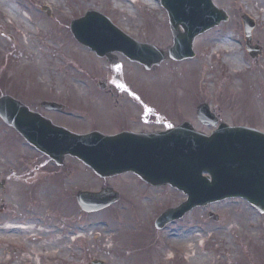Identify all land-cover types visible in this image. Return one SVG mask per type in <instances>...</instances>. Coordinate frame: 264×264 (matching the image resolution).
Instances as JSON below:
<instances>
[{
    "label": "rangeland",
    "instance_id": "rangeland-1",
    "mask_svg": "<svg viewBox=\"0 0 264 264\" xmlns=\"http://www.w3.org/2000/svg\"><path fill=\"white\" fill-rule=\"evenodd\" d=\"M5 1L0 3V68L6 72L0 76V95L14 88L3 85L4 78L9 84L20 80L28 90L35 82L39 86L34 94L25 92L29 96L88 100L100 92L96 89L100 78L134 77L143 82L149 95L190 97L196 106L208 102L225 123L264 132V0H216L230 16L229 21L196 39L195 58L180 62L167 59L151 73L121 55L111 63L99 58L74 40L70 25L87 10L95 9L136 39L167 49L172 45V34L160 0ZM146 1H153L155 8ZM7 3L19 17H26L28 30L24 23L18 25L6 15ZM43 6L53 15L48 16ZM244 14L256 21L253 43L262 51L255 59L245 47ZM222 42L234 50L214 52ZM28 50L32 56L21 60ZM35 62L44 66V74ZM90 103L91 116L107 115L97 102ZM193 119L198 130L211 132ZM30 156L29 149L19 147L9 132L0 129V179L8 181L7 189L0 192V207H7L0 214V264H90L94 259L106 264H127L124 260H130L129 264H191L176 246L177 238L186 239L190 226L202 234L199 247L203 257L213 255L220 264V257L226 258V250L232 246L238 259L233 264H264V214L243 199L197 208L162 231H154L156 218L185 199L181 192L169 186L152 187L131 174L102 179L79 163L76 166L82 180L67 179L60 185L55 178L37 174ZM103 186L121 193V200L107 210L84 213L69 198L75 189L99 190ZM209 211L219 215L221 222H212ZM29 226L39 235L23 233L26 229L22 227ZM15 227L20 228L18 234L12 229ZM49 230L54 232L48 234Z\"/></svg>",
    "mask_w": 264,
    "mask_h": 264
},
{
    "label": "water",
    "instance_id": "water-1",
    "mask_svg": "<svg viewBox=\"0 0 264 264\" xmlns=\"http://www.w3.org/2000/svg\"><path fill=\"white\" fill-rule=\"evenodd\" d=\"M161 3L168 12L174 38L167 52L136 42L95 10L75 20L72 32L100 56L120 51L151 69L167 58L193 57L195 38L229 19L214 0H161ZM242 20L247 50L252 57H258L262 50L252 45L256 23L247 15ZM0 116L28 142L55 159L76 156L102 177L130 171L152 185H171L184 192L186 201L164 212L156 221L159 228L193 208L228 198H245L264 213V132L255 128L221 123L215 132L207 135L185 124L146 137L144 148L132 149L127 144L136 139L128 135H76L38 114L28 113L8 97L0 98ZM198 117L205 125H217V117L207 104L198 107ZM118 199L119 194L111 188L78 194L81 207L88 212L103 209Z\"/></svg>",
    "mask_w": 264,
    "mask_h": 264
},
{
    "label": "flooded vegetation",
    "instance_id": "flooded-vegetation-1",
    "mask_svg": "<svg viewBox=\"0 0 264 264\" xmlns=\"http://www.w3.org/2000/svg\"><path fill=\"white\" fill-rule=\"evenodd\" d=\"M123 58L125 57L123 56ZM114 60H118L117 55L113 58V61ZM109 62L111 63V61ZM23 72H19L20 76L23 75ZM120 73H122V71H120ZM125 75H127L126 72ZM20 83V80H18V82L15 81L13 84H9L7 81V86L14 85L13 90L18 92L10 90L13 94L3 92L0 96L10 94L16 100L28 107L32 113L41 114L45 118L51 120L53 124L66 128L73 133L87 134L96 131L106 135L127 133L138 141L141 139V136L153 135L171 130L184 122H189L196 128L193 119H196V103L195 101H192L190 97L189 99L185 97L183 100L182 97L177 94H173L172 96L168 95L166 97L149 95L143 82L128 77L126 78V76L123 79L114 81L107 80V78H100L97 82V88L100 91V94L93 95L92 98L88 100H72L67 96H29L26 95L25 92L27 94L30 92L31 94H34L36 87L39 85L34 82L35 86H33V89L28 90L27 86L24 87V85H20ZM175 88L176 86L174 89ZM159 98L166 99V101L162 103L159 101ZM90 100L97 102L100 105L101 111L106 112L107 115L104 117L91 116ZM46 102L56 103L57 109H48L47 105L44 104ZM219 120L221 122L220 116ZM0 129L9 132L12 135V140L14 143L17 142L19 147H25L30 150L31 156L29 162L34 167V171L37 174L38 172H41L45 177H48L47 179L55 178L56 184L60 185H62L67 179L76 178L82 180L81 176L79 177V166L77 167L76 163L81 164V166L85 165L79 159L72 156H66L61 160H54L48 157L44 153L38 151L34 146L30 145L2 118H0ZM24 164L25 161L22 165ZM25 168L30 167L26 166ZM88 170L91 172L90 169ZM37 174L35 175L37 176ZM92 174L94 175V173ZM0 182H3L4 187L7 189L8 181L2 178L0 179ZM81 189L84 188L81 187L75 189L72 195L73 198H71L70 195L69 198L75 200L77 203L76 194ZM6 208L5 204H2L0 207L2 211H5ZM210 212L211 211H209V213ZM210 220L218 224L221 222L222 218L217 215L210 217ZM167 225L162 229H155L154 231H162Z\"/></svg>",
    "mask_w": 264,
    "mask_h": 264
},
{
    "label": "bare ground",
    "instance_id": "bare-ground-1",
    "mask_svg": "<svg viewBox=\"0 0 264 264\" xmlns=\"http://www.w3.org/2000/svg\"><path fill=\"white\" fill-rule=\"evenodd\" d=\"M0 3H5V0H1ZM146 3L150 6H152L153 8H155V3L153 1H146ZM8 6L5 8V13L6 15H8L9 18H11L15 23H17L18 25H20L21 23L25 24V31L29 29V22L27 21L26 17H23V19L21 17H19L15 11V8L13 5L7 3ZM118 7L122 8L121 5H119ZM27 41H29L27 39ZM226 42H222L220 43L214 50V52L217 51H224V52H231L234 50V47L232 45H227L225 44ZM36 53H38L39 56V52L36 51ZM32 51L28 50L27 54H24L21 57V60H26V55L27 56H32ZM229 61L234 62V60L232 58L229 59ZM35 66L43 72L44 74V66L41 65V63L39 62H35L34 63ZM25 65V64H24ZM83 86V85H82ZM82 86H79V88H82ZM84 87V86H83ZM251 227H254L253 225ZM23 229H26V232H23L25 234H33L35 233V235H39V233H36V231L34 230L35 227L33 226H29V227H22ZM17 234L20 231L19 227H15L12 228ZM43 230V229H41ZM50 231V232H49ZM47 231L48 234H51V232L53 233L54 231L49 230ZM186 239L183 241H179V239L177 238V249L181 251L182 254H184L186 256V259L191 263V264H217L216 260H214L213 255H211L210 257H203L201 255V249L199 247V240L202 237V234H198L195 232V229L193 228V226H190L189 229L187 230L185 236ZM238 250V249H237ZM226 252L228 254H226V258H222L220 257L219 261H221L220 264H233L235 262L238 261L237 257H235L234 255H236V252L234 251V247L232 246H228V250H226ZM235 252V253H234ZM173 256H171L170 258H172ZM223 260V261H222ZM125 263L129 264L130 260H124Z\"/></svg>",
    "mask_w": 264,
    "mask_h": 264
}]
</instances>
